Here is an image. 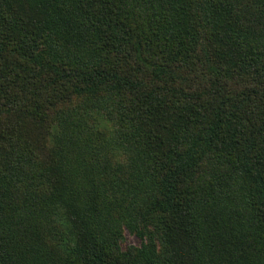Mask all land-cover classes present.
I'll use <instances>...</instances> for the list:
<instances>
[{"label":"trees","instance_id":"trees-1","mask_svg":"<svg viewBox=\"0 0 264 264\" xmlns=\"http://www.w3.org/2000/svg\"><path fill=\"white\" fill-rule=\"evenodd\" d=\"M0 264H264V0H0Z\"/></svg>","mask_w":264,"mask_h":264},{"label":"rangeland","instance_id":"rangeland-1","mask_svg":"<svg viewBox=\"0 0 264 264\" xmlns=\"http://www.w3.org/2000/svg\"><path fill=\"white\" fill-rule=\"evenodd\" d=\"M93 119H94V121L96 123V128H97L96 130H99L100 132H103V134L101 136L104 139H105V137L110 138L111 137L110 133H112V131L109 133V131L107 129H104V127L101 125L103 123L102 122V115L100 113H95ZM132 189L135 190V186H130V189H129L128 192H130ZM141 243H142V241L137 235L132 234V233H130L127 230L125 231L124 240H123V243H122L124 248H126L128 246H131V245L139 246Z\"/></svg>","mask_w":264,"mask_h":264}]
</instances>
